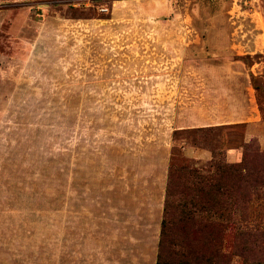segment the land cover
Returning a JSON list of instances; mask_svg holds the SVG:
<instances>
[{
    "label": "rangeland",
    "instance_id": "374dc122",
    "mask_svg": "<svg viewBox=\"0 0 264 264\" xmlns=\"http://www.w3.org/2000/svg\"><path fill=\"white\" fill-rule=\"evenodd\" d=\"M261 133L264 0H0V264H157L172 155L212 176Z\"/></svg>",
    "mask_w": 264,
    "mask_h": 264
},
{
    "label": "trees",
    "instance_id": "16d2710c",
    "mask_svg": "<svg viewBox=\"0 0 264 264\" xmlns=\"http://www.w3.org/2000/svg\"><path fill=\"white\" fill-rule=\"evenodd\" d=\"M252 140L244 143L240 163H228L213 151L212 176H204L190 159L172 155L157 264H229L232 252L247 256L250 240L264 242V228L237 227L232 251L224 250L228 222L247 221L248 204L256 196L252 192L264 188V149L257 138Z\"/></svg>",
    "mask_w": 264,
    "mask_h": 264
},
{
    "label": "crops",
    "instance_id": "0c3cea01",
    "mask_svg": "<svg viewBox=\"0 0 264 264\" xmlns=\"http://www.w3.org/2000/svg\"><path fill=\"white\" fill-rule=\"evenodd\" d=\"M257 112V111H256ZM249 114V113H248ZM250 115V116H249ZM248 116H249V118H251V119H249V121L247 120V122H248V124H250V123H252V122H257L258 120H259V113L257 112V113H254V112H250V114H249ZM226 124H230V123H228V122H222V123H215V124H210V125H208V126H224V125H226ZM232 124V123H231ZM263 126V125H262ZM262 132H263V127H262ZM255 137H258L259 138V141L261 142L260 144H262V148L264 149V134L263 133H261V134H256V135H254ZM251 137H253V136H251ZM250 137V138H251ZM239 152V151H238ZM191 154V156L193 157V158H197V156H198V153H200V154H202L203 155V153H202V151H195V150H193L192 152H190ZM228 158L230 159V160H233V161H235V160H239V158H240V155H239V153H237V149L235 150V149H229L228 150Z\"/></svg>",
    "mask_w": 264,
    "mask_h": 264
}]
</instances>
